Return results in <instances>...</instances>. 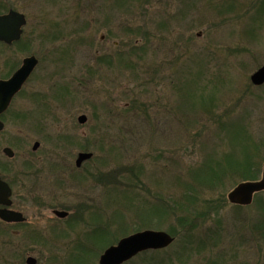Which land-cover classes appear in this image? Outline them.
I'll return each mask as SVG.
<instances>
[{
  "label": "rangeland",
  "instance_id": "obj_1",
  "mask_svg": "<svg viewBox=\"0 0 264 264\" xmlns=\"http://www.w3.org/2000/svg\"><path fill=\"white\" fill-rule=\"evenodd\" d=\"M9 8L27 20L16 67L38 60L14 101L31 116L15 123L29 141L16 139L11 160L31 163L12 200L32 238L0 226V264H99L144 229L174 240L123 264H264V191L248 206L221 202L189 231L169 210L205 163L245 158L261 177L264 83L250 75L264 63V0H0V13ZM78 151L92 157L76 168ZM227 183L200 204L226 198Z\"/></svg>",
  "mask_w": 264,
  "mask_h": 264
},
{
  "label": "water",
  "instance_id": "obj_2",
  "mask_svg": "<svg viewBox=\"0 0 264 264\" xmlns=\"http://www.w3.org/2000/svg\"><path fill=\"white\" fill-rule=\"evenodd\" d=\"M26 20L23 14L10 10L8 13L0 15V40L10 43L12 40L19 39L22 26ZM37 59L34 56L26 57L22 60L21 66L13 73V75L6 81L0 80V91H5L1 106L4 107L11 96L20 88L31 73ZM250 81L259 86L264 83V64L256 69L250 75ZM85 115H79L77 121L84 123ZM38 143H34L33 149H36ZM9 155L11 153L6 150ZM91 157V153L80 152L75 160V165L79 166L85 159ZM264 190V162L262 165V173L260 179L256 181L241 182L235 186L228 194L227 198L231 203L246 205L251 202L252 195L255 192ZM10 189L6 183L0 180V204L9 205ZM58 217H65L66 212H54ZM0 218L6 221L23 220L21 214L15 211L1 209ZM172 241V237L163 231H143L134 233L128 237L122 238L116 245L110 246L104 250L99 257V264H120L126 261L138 251L147 248H157L168 245ZM26 263L34 264L35 259L28 257Z\"/></svg>",
  "mask_w": 264,
  "mask_h": 264
},
{
  "label": "flooded vegetation",
  "instance_id": "obj_3",
  "mask_svg": "<svg viewBox=\"0 0 264 264\" xmlns=\"http://www.w3.org/2000/svg\"><path fill=\"white\" fill-rule=\"evenodd\" d=\"M15 44H16V41H12L9 44L0 41V71L5 72L4 74L0 75L1 80L8 79L11 76V74L17 68L14 53H13V49H14ZM25 82L22 84L19 91H17L11 97L10 101L7 102V104L4 107H2L0 104V135H1L0 136V156H2V158H5L4 160L0 159V179L5 181V183H7V185L11 189V197H10L11 205L9 208L19 211L23 215L24 221L6 223V222L0 220V226L1 227L7 226V227L11 228L12 231H16L15 230L16 228L21 227L22 229L20 230V232H22V234H24V235H22L20 237V239L27 240V239H30V237L32 238L31 228H29L30 227L29 226V224H30L29 218L22 211V209L20 207H13L12 194H13V188H14L15 184L20 183V185H22L23 183H21L20 181H23L24 179L28 178L29 173H26V171L28 169H30L31 163L27 160H24L21 163V166L19 165L16 167L14 162L11 161L14 158V151H13L12 147H14V145L17 144L16 139H18V143L20 146L25 145L29 141V139L27 141V138H26V142H23L22 136H20L19 134H17V138H16V128H15L16 122H18L20 124L23 123V125L25 127H29V125L27 124L28 119L31 116L29 109L27 107H25V108L19 107V109H17L15 106L16 104L14 105V101L22 93V89H23V86H25ZM4 93H5V91H0V103L3 100ZM6 150H8L11 153V155H9V153H7ZM31 150H32V148H31ZM54 173L55 172H52V174H54ZM19 177L20 178L23 177L24 179L19 180ZM26 181H30V179H27ZM21 189L25 194H28V191L24 187H22ZM2 207L3 206L0 205V208H2ZM61 210L67 212V216H68L69 212L67 210L58 209V208H52L51 215L53 217L59 218L54 212H56V211L58 212ZM64 218H62V219H64ZM6 233H7V231L3 232V234H6ZM9 233L11 234V232H9ZM9 244H10L9 247L14 248L17 245V242L14 239H12V237H10ZM161 250L162 249L153 250L152 252L161 251ZM28 257L34 258L35 259L34 264H36V258L31 256V255H27L25 257V260H24L25 264H27L26 259Z\"/></svg>",
  "mask_w": 264,
  "mask_h": 264
},
{
  "label": "trees",
  "instance_id": "obj_4",
  "mask_svg": "<svg viewBox=\"0 0 264 264\" xmlns=\"http://www.w3.org/2000/svg\"><path fill=\"white\" fill-rule=\"evenodd\" d=\"M248 160L249 159L246 160L245 158L242 162H235L233 160H217L212 161L211 164L210 162L203 164L201 166L203 171H200L195 175L193 185H191V183L188 185V190H190L187 192L186 196L184 195L182 200V197H180L177 203L175 201V206L169 209L172 213H174L176 210L183 212L182 215L178 216L177 224L181 228H185V230L189 231L190 228L194 226L193 221L195 219L199 217L202 218L212 210L216 212V210L220 208L219 204L221 202H226V198L223 196V199H208L200 204V195L210 193V191H214L219 187L225 188L226 186L224 185L227 182H229L227 183V186H233L239 181L253 180L256 176V167L252 160ZM226 175H229L230 178H227ZM260 209L264 213V205ZM260 227L261 225H259V228ZM173 231L174 230H170L172 234ZM190 242L191 241L188 239L187 244H189V246L193 245V243ZM196 244H198L199 247L194 249H201L205 243L202 240H198L196 241ZM190 247L192 249V246ZM159 264H162V262Z\"/></svg>",
  "mask_w": 264,
  "mask_h": 264
}]
</instances>
